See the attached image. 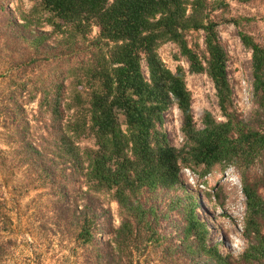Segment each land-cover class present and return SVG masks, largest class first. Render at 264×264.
Returning <instances> with one entry per match:
<instances>
[{
  "label": "trees",
  "instance_id": "16d2710c",
  "mask_svg": "<svg viewBox=\"0 0 264 264\" xmlns=\"http://www.w3.org/2000/svg\"><path fill=\"white\" fill-rule=\"evenodd\" d=\"M13 1L15 11L7 12V0H1L0 34L10 41L4 48L18 56L7 73L19 76L0 94L1 126L9 144H18L13 150L42 179L53 181L56 169L66 167L82 180L86 202L72 213L79 242L94 253L91 263L140 264L143 254L160 249L174 254L176 264H235L219 243H210V229L197 211L198 194L182 183L185 168L203 177L216 167L235 166L247 205L240 264H264V46L240 32L252 52L254 110L245 116L235 103L218 29L222 22L239 25L226 16L229 1L28 0V9L24 0ZM95 27L99 33L92 35ZM200 31L203 49L189 40ZM168 42L178 46L190 73L212 79L224 120L205 110L203 127L197 126L186 68L172 70L160 55ZM31 102L37 103L33 121L42 122L49 137L32 138L25 108ZM174 106L184 119L181 147L171 143L164 127ZM84 139L94 144L82 146ZM97 195L117 202L119 226ZM172 210L184 218L173 243L162 231Z\"/></svg>",
  "mask_w": 264,
  "mask_h": 264
},
{
  "label": "rangeland",
  "instance_id": "374dc122",
  "mask_svg": "<svg viewBox=\"0 0 264 264\" xmlns=\"http://www.w3.org/2000/svg\"><path fill=\"white\" fill-rule=\"evenodd\" d=\"M228 1L230 10L226 16L237 19L239 25L231 21L222 22L218 29L222 44L229 55V76L234 88L236 106L242 114L249 116L254 110L252 52L243 44L240 32L253 35L264 46V0ZM23 2L26 9L31 6L28 0ZM5 5L7 12L15 11L17 2L7 0ZM217 13L219 17L221 13ZM3 16L0 11V30L4 25ZM97 33L99 27L94 28L92 35ZM1 34L0 94L6 89L10 78H15L18 74L13 71L9 76L7 73L13 65L12 61L18 56L4 48V41L6 44L10 41ZM189 40L192 43L198 41L202 49L205 47L202 31L192 33ZM159 52L172 70H176L179 64L186 68L187 84L193 93V113L197 126L203 127L205 110L211 111L218 120H224L212 79L206 73H190L188 61L181 55L175 43L163 44ZM143 65L148 72L146 61H143ZM25 108L26 115L32 120L29 129L33 134L32 138L49 137L43 123L33 121L37 103L26 104ZM183 121V114L177 106L165 114L164 127L169 140L177 147H181L185 141ZM8 136V130L0 122V264H98L91 263L90 258L94 253L79 242L76 217L72 213V210H77V206L82 207L86 202L81 191L84 187L82 180L72 169L66 167L56 169L55 180L42 179L43 176L38 170L26 164L24 154L19 149L13 150L18 144H9ZM93 144L92 139L81 142L82 146ZM182 183L187 192L198 194L197 211L210 229V243H219L222 252L230 254L235 264H240V257L247 247V240L243 235L247 205L241 171L235 166L225 170L216 167L202 177L193 169L185 168L182 172ZM61 191L69 192L68 197L65 194L63 197ZM96 197L100 204L110 208L113 224L119 226L121 218L117 202L105 195ZM170 197H166L162 203L165 212ZM103 221L102 219L101 225L105 224ZM183 223V215L176 210H172L162 220V231L166 236L173 237L170 239L172 243L178 241V231ZM101 239L106 240L105 237ZM175 261L174 254L157 249L150 252V256L143 254L140 264H176Z\"/></svg>",
  "mask_w": 264,
  "mask_h": 264
}]
</instances>
